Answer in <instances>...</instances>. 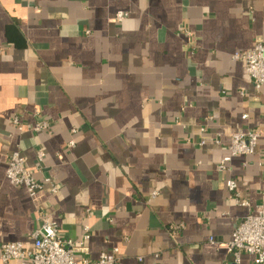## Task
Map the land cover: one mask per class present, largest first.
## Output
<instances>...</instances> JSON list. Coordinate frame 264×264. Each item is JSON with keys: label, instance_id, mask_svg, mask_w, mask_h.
<instances>
[{"label": "crops", "instance_id": "obj_1", "mask_svg": "<svg viewBox=\"0 0 264 264\" xmlns=\"http://www.w3.org/2000/svg\"><path fill=\"white\" fill-rule=\"evenodd\" d=\"M259 40L264 0H0V246L30 247L40 223L6 176L20 150L78 259L119 248L117 264H236L226 244L264 193V86L233 54ZM252 128L255 153L220 173L233 133Z\"/></svg>", "mask_w": 264, "mask_h": 264}, {"label": "built area", "instance_id": "obj_2", "mask_svg": "<svg viewBox=\"0 0 264 264\" xmlns=\"http://www.w3.org/2000/svg\"><path fill=\"white\" fill-rule=\"evenodd\" d=\"M123 19L124 14L119 12L117 20L122 21ZM184 33L188 37L191 36L189 30H185ZM233 58L246 63L247 72L256 91L259 92L264 86V42L259 40L251 48L236 51ZM243 117L246 119L248 115L244 114ZM38 119L39 121L37 120L34 127L35 131H44L50 127V122L46 119ZM13 121L21 128L19 116H16ZM261 133L258 128L240 129L234 132L229 146V155L220 161L218 171L227 173L231 170L230 163L233 158L255 153ZM188 141L190 142V139ZM204 143L201 142V145ZM74 144L75 142L71 141V145ZM37 155L38 159L42 161L45 152L40 149ZM6 176L12 184L22 186L28 191L36 205V214L40 223L31 235L33 242L30 247H25L22 242L2 243L0 262L3 264L11 261H16L18 264H27L28 262L33 264H117L119 262V248L103 252L95 261L77 258L74 247L76 240L60 237L59 226L54 215L41 203L44 183L36 179L32 169L26 167V157L20 150L12 151L8 155ZM225 184L230 193V198L236 204L243 207L251 206L250 202L242 197L238 191V183L235 178H226ZM52 190L56 192L57 187L54 185ZM157 194L158 192H153V196H157ZM183 227V224L171 225L169 229L171 236L177 235ZM90 238L91 230L87 226L79 241L85 242ZM209 241L217 243L213 236L209 237ZM226 246L236 264H240L244 254L253 256L256 264H264V193L262 194V202L257 206V211L255 213L250 212L242 219Z\"/></svg>", "mask_w": 264, "mask_h": 264}]
</instances>
